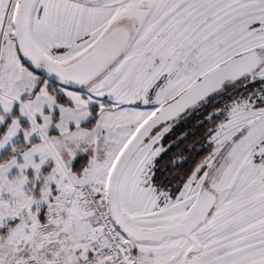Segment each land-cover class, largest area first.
<instances>
[{
    "label": "snow or ice",
    "instance_id": "1",
    "mask_svg": "<svg viewBox=\"0 0 264 264\" xmlns=\"http://www.w3.org/2000/svg\"><path fill=\"white\" fill-rule=\"evenodd\" d=\"M0 264H264V0H0Z\"/></svg>",
    "mask_w": 264,
    "mask_h": 264
}]
</instances>
